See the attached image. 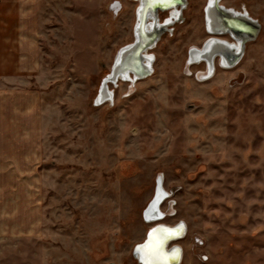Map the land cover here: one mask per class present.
<instances>
[{
	"label": "rangeland",
	"instance_id": "1",
	"mask_svg": "<svg viewBox=\"0 0 264 264\" xmlns=\"http://www.w3.org/2000/svg\"><path fill=\"white\" fill-rule=\"evenodd\" d=\"M187 1L149 50L153 72L108 82L97 104L134 40L137 0H37V208L34 224L15 218L19 227L0 233V264H136L157 177L170 194L162 222L186 225L181 264H264V0H219L260 32L235 68L206 81L188 53L210 36L207 0Z\"/></svg>",
	"mask_w": 264,
	"mask_h": 264
},
{
	"label": "crops",
	"instance_id": "2",
	"mask_svg": "<svg viewBox=\"0 0 264 264\" xmlns=\"http://www.w3.org/2000/svg\"><path fill=\"white\" fill-rule=\"evenodd\" d=\"M37 0H0V233L33 220L40 165Z\"/></svg>",
	"mask_w": 264,
	"mask_h": 264
},
{
	"label": "water",
	"instance_id": "3",
	"mask_svg": "<svg viewBox=\"0 0 264 264\" xmlns=\"http://www.w3.org/2000/svg\"><path fill=\"white\" fill-rule=\"evenodd\" d=\"M218 3L219 0H207L206 2L204 8L206 31L211 36L218 37L227 35L231 39L235 40L237 44L228 43L226 40L213 39L214 37L211 39V37H209L202 45L199 53L190 49L188 57V62L190 63L193 62L195 58H207V61L209 62L210 56L213 54L230 57L231 51L233 52L232 57L236 60L237 56H239L242 52L245 44L255 40L260 32L259 22L249 16L248 12H245V10L237 11L233 8L218 5ZM186 4L187 0H139L135 10L136 20L134 24V40L119 50L111 70L103 78L97 98L95 99L97 104L103 102L107 98H110L111 93L107 92L105 89L108 82L115 83L118 79L133 82L143 79L153 72V55H144L143 52L152 49L166 31H171L169 26L172 25L178 17H180V13L182 11L181 8L185 7ZM173 8L177 11L175 17L173 19L166 18L158 24L159 14ZM148 20L149 28L148 30H145L144 28ZM129 75L132 77L130 78ZM159 192L160 196L157 195L153 202L144 211L145 220L149 218L147 216L149 209H154V212L158 211V203L164 195L161 190ZM158 216H160V214L159 212H156L155 218H158ZM157 227L161 226L151 228L143 242L138 245L145 244L150 233L154 229H157ZM173 228L176 227H172V229ZM172 240L175 239L169 240L168 243ZM138 245L134 248L135 255L138 254ZM173 249L174 248H171L168 253L172 252ZM139 261L142 264L141 260ZM107 264L117 263L110 262ZM170 264L176 263L171 262Z\"/></svg>",
	"mask_w": 264,
	"mask_h": 264
},
{
	"label": "flooded vegetation",
	"instance_id": "4",
	"mask_svg": "<svg viewBox=\"0 0 264 264\" xmlns=\"http://www.w3.org/2000/svg\"><path fill=\"white\" fill-rule=\"evenodd\" d=\"M187 4H188V1H187ZM187 4H186V6L184 7V9L187 7ZM206 5V4H205ZM204 8H205V6H204ZM204 8H203V15H204ZM184 11V10H183ZM166 14H165V16L161 19V21H163L164 19H166V18H169V12H165ZM184 16H183V12H181L180 13V17H178L177 18V20L176 21H174L173 22V24L172 25H174V24H176V23H178V22H181V21H183V18ZM203 20H204V25H205V19H204V17H203ZM206 29V28H205ZM171 32H173V28H172V31ZM210 35V34H209ZM222 36H227V35H222ZM209 37H211V35L209 36ZM228 37V39H225V38H222V37H220V36H218V38H220V39H224V40H227V41H232L233 39H231L229 36H227ZM159 42V41H158ZM157 42V43H158ZM157 43H156V45H157ZM155 45V46H156ZM190 52V51H189ZM232 51H231V53H230V57H228V56H225V57H223V56H221L220 54H213V55H211L210 56V59H209V62L207 61V58H205V59H202V58H198V59H194V61L193 62H191V64H198V65H202V68L204 69V72L205 73H201V75L199 76V78L200 79H203V77H201L202 76V74H204V75H206V77L203 79L204 81H206V80H209V79H211V78H213V76H214V74H215V72H216V69L218 68V69H223V70H227V69H233V68H235L238 64H239V61H240V59L242 58V56H243V54H244V48H243V50H242V52L240 53V56H237V59L236 60H234V58L232 57ZM235 53V52H234ZM189 54V53H188ZM188 57H189V55H188ZM230 62V63H229ZM203 80H201V81H203ZM162 180H161V178L160 177H157V179H156V188H155V190H154V196H153V199H152V201L150 202V204L153 202V200L157 197V195L158 196H160V190L164 193V195L162 196V198H161V200L159 201V203H158V211H159V214H160V216H158V219L156 220V221H151V222H147V223H151V227H153V226H155L156 224H163V225H166V226H170V227H181V228H183V233H182V235L181 236H179V237H177L175 240H172V241H170L169 242V244L167 245V248H170L171 246H172V248H174L173 249V251L174 250H177L178 248H179V250L181 249V260H180V263H178V264H181V261L183 260V248H182V246L181 245H179V244H177V242H179L180 240H183L184 238H185V236H186V233H187V229H186V225H185V223L184 222H182V221H177V222H175V223H172L171 225L170 224H166V223H163L162 222V220H164L167 216H171L169 213L170 212H162L161 210H160V206H161V204L163 203V201H165V199H167V198H169L170 197V194H169V192H167V191H165L164 189H163V187H162ZM149 204V205H150ZM148 205V206H149ZM148 208V207H147ZM146 208V209H147ZM145 209V210H146ZM144 210V211H145ZM171 211V210H170ZM161 212V213H160ZM142 217H143V220L146 222V220H145V218H144V212H143V215H142ZM158 221V222H157ZM151 227H149L147 230H146V232H145V235H144V237H143V239L140 241V242H138V243H136V244H134L133 245V247H132V251H131V255H132V257H133V260L135 261V263L136 264H141L140 263V259H139V257H137L135 254H134V248H135V246L136 245H138L139 243H141V242H143V240L146 238V235H147V233H148V231L150 230V228ZM184 227H185V229H184ZM197 242H194V244H196ZM178 247V248H177ZM172 251V252H173ZM171 253V252H170ZM200 259L203 261V262H205L206 260H207V256H203V255H200Z\"/></svg>",
	"mask_w": 264,
	"mask_h": 264
},
{
	"label": "bare ground",
	"instance_id": "5",
	"mask_svg": "<svg viewBox=\"0 0 264 264\" xmlns=\"http://www.w3.org/2000/svg\"><path fill=\"white\" fill-rule=\"evenodd\" d=\"M139 2V0H137V3ZM218 5H221L220 3H218ZM223 6V5H222ZM178 9V8H177ZM183 12L184 7L181 8ZM246 12V11H245ZM177 14V11L173 8L170 10V13H169V18L168 19H173L175 17V15ZM250 16V15H249ZM204 17V15H203ZM148 22L149 20L147 21V24L145 26V30H148L149 26H148ZM162 21L159 20L158 21V24H160ZM214 37V38H213ZM258 37V36H257ZM217 39V40H224V39H220L218 38L217 36H211V39ZM208 39V38H207ZM256 40V39H255ZM227 41V40H226ZM133 42V41H132ZM228 43H233V44H237V42L235 40H232V41H227ZM247 44V43H246ZM245 44V45H246ZM155 47V46H154ZM244 49H245V46H244ZM192 51L196 52V53H199L200 52V48H196V47H192L191 48ZM144 55H148L150 54L149 51H145L143 52ZM206 54V53H205ZM198 55V54H197ZM206 56V55H205ZM240 56V54H239ZM191 67V66H190ZM129 77L131 78L132 76L129 75ZM203 79L206 77V75L202 74ZM200 79V78H199ZM203 79H200V80H203ZM204 81V80H203ZM156 212L158 213L159 211H155L154 212V209H149L148 211V214L147 216L149 218H147L146 222H151V221H156L158 218H155V214ZM161 213V212H160ZM158 222V221H157ZM155 226H161L163 228H167V229H172V227L170 226H166V225H163V224H156ZM153 226V227H155ZM151 227V228H153ZM161 227H157V229H160ZM150 228V229H151ZM173 229H176L177 230V233L176 234H171V233H160V232H156L155 233V236L161 241V251L165 254L164 258L163 259H160V258H154V257H145L144 256V253L141 252V251H138V254L136 255L137 257H139V259L141 260L142 264H146V259H151L153 260V264H170L171 262H174L176 264L180 263V260H181V249H177L178 250V254H175L173 255L174 251L171 252V253H168V251H170V249L172 248V246L170 248H167V245L169 244L168 241L171 240V239H176V237H179L182 235L183 233V228L181 227H177V228H173ZM185 229V227H184ZM152 233V232H151ZM166 237V238H164ZM149 238H150V235H149ZM149 238L147 240V242L149 241ZM146 242V243H147ZM176 258V259H174Z\"/></svg>",
	"mask_w": 264,
	"mask_h": 264
},
{
	"label": "snow or ice",
	"instance_id": "6",
	"mask_svg": "<svg viewBox=\"0 0 264 264\" xmlns=\"http://www.w3.org/2000/svg\"><path fill=\"white\" fill-rule=\"evenodd\" d=\"M156 232H160V233L167 232L171 234H176L177 230L167 229L163 227H161L160 229H154L152 233H150L149 241L143 245H138L137 250L143 252L145 257H154V258L163 259L165 254L161 251V241L155 236ZM175 254H178V250H174L173 255ZM146 264H153V260L146 259Z\"/></svg>",
	"mask_w": 264,
	"mask_h": 264
}]
</instances>
